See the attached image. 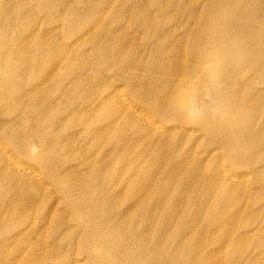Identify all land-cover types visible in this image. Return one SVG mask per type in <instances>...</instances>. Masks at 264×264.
Listing matches in <instances>:
<instances>
[{"label": "rangeland", "instance_id": "1", "mask_svg": "<svg viewBox=\"0 0 264 264\" xmlns=\"http://www.w3.org/2000/svg\"><path fill=\"white\" fill-rule=\"evenodd\" d=\"M150 256L264 264V0H0V264Z\"/></svg>", "mask_w": 264, "mask_h": 264}, {"label": "bare ground", "instance_id": "2", "mask_svg": "<svg viewBox=\"0 0 264 264\" xmlns=\"http://www.w3.org/2000/svg\"><path fill=\"white\" fill-rule=\"evenodd\" d=\"M205 67H206V66H205ZM214 76L216 77V73H215ZM248 224L253 225L252 222H248ZM254 226H255V225H254ZM247 227H249V225H247ZM250 228H251V227H250ZM247 229H248V228H247ZM188 230H189V229H188ZM182 231H183V229H182ZM83 232H84V231H83ZM188 232H189V231H188ZM90 252H91L92 255L95 256L94 248L90 249ZM252 254H254V253H252ZM152 256L157 257L156 255H152ZM152 256L146 258V260H145V264H148V263L150 264V261H152V260L154 259V257H152ZM157 259H158V258H157ZM98 264H106V263H103L102 261H98ZM113 264H122V263H118V262H116V263H113Z\"/></svg>", "mask_w": 264, "mask_h": 264}]
</instances>
